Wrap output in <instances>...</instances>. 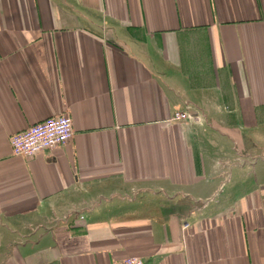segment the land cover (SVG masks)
Segmentation results:
<instances>
[{"label":"crops","instance_id":"obj_1","mask_svg":"<svg viewBox=\"0 0 264 264\" xmlns=\"http://www.w3.org/2000/svg\"><path fill=\"white\" fill-rule=\"evenodd\" d=\"M130 256L264 264V0H0V264Z\"/></svg>","mask_w":264,"mask_h":264},{"label":"built area","instance_id":"obj_2","mask_svg":"<svg viewBox=\"0 0 264 264\" xmlns=\"http://www.w3.org/2000/svg\"><path fill=\"white\" fill-rule=\"evenodd\" d=\"M186 117H188L187 112L178 111L174 114V120H182ZM73 136L72 117L64 114L48 117L24 131L12 135L10 145L13 155L30 157L51 148L65 145L72 140ZM118 264H146V261L138 256H130Z\"/></svg>","mask_w":264,"mask_h":264}]
</instances>
